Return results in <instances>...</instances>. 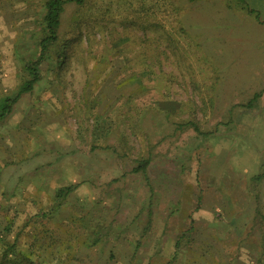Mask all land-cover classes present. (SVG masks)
Instances as JSON below:
<instances>
[{"label": "rangeland", "instance_id": "obj_1", "mask_svg": "<svg viewBox=\"0 0 264 264\" xmlns=\"http://www.w3.org/2000/svg\"><path fill=\"white\" fill-rule=\"evenodd\" d=\"M46 1L0 0V100L30 79ZM194 3L66 4L40 80L0 122L6 260L173 264L178 241L179 264L206 242L209 263L238 264V240L263 248L264 92L240 105L264 91V28ZM191 119L204 135L176 130Z\"/></svg>", "mask_w": 264, "mask_h": 264}, {"label": "trees", "instance_id": "obj_2", "mask_svg": "<svg viewBox=\"0 0 264 264\" xmlns=\"http://www.w3.org/2000/svg\"><path fill=\"white\" fill-rule=\"evenodd\" d=\"M85 0H47L44 4V15L42 18V27L45 32V36L42 37L39 42V54L34 61H30L26 65L29 80L24 82L21 87L16 91L14 96H7L0 100V122L5 120V118L10 114L12 107L18 102L19 98L26 93L32 91L34 85L40 80L39 66L46 59V55L51 47L55 45L58 40V31L61 26V17L65 11V6L68 3H75L76 5H82ZM48 56V55H47ZM57 61L59 63V56L57 55ZM264 91L255 92L246 103L240 106L246 109H252L257 103L258 99L261 97ZM192 129L197 135H204L199 129L198 123L195 120H188L185 122L176 123V130L184 132L186 130ZM210 134V133H207ZM206 134V135H207ZM205 135V136H206ZM120 156V155H119ZM150 164L149 159H140L136 162V166L133 167L132 172L142 173L146 175L147 167ZM71 187L62 189L57 195L61 199L64 198L70 191ZM7 258V251H3L0 254V264H20L21 261H9ZM27 262V264H41L31 261L28 257H24L22 262Z\"/></svg>", "mask_w": 264, "mask_h": 264}, {"label": "crops", "instance_id": "obj_3", "mask_svg": "<svg viewBox=\"0 0 264 264\" xmlns=\"http://www.w3.org/2000/svg\"><path fill=\"white\" fill-rule=\"evenodd\" d=\"M190 1L195 2L194 4H196L198 2L199 4H205L207 6L212 5V7L213 6L219 7L220 5H224V4L226 5L227 3L237 5L239 7V10H240L239 14L240 15L242 14L243 19L254 20V24H257V26L260 28H264V0H190ZM225 8L228 9L227 6H225ZM262 95H263V93H262ZM262 95L258 99L257 103L262 98ZM263 100H264V95H263ZM257 103H256V105H257ZM256 105H255V107H256ZM263 107H264V105H263ZM263 175H264V173H263ZM260 179H264V177L263 178L260 177ZM255 180H257L256 176H255ZM253 207L255 208V205ZM218 226L219 225H216V227H218ZM257 234L259 235V237L257 236L260 240L259 243L263 245V248H261V250L258 253L254 249L255 246L248 245V244L245 245L243 243H246V242H241L240 240L237 239L238 243L234 244L233 248L238 253V255H237L238 264H248L244 260L249 261L250 256L252 257V260H253L252 264H256L255 260L261 261V262H258V264H264V229H263V231H260V229L258 228V230H256L252 235L255 236ZM227 238L223 236V240H222L223 246L220 247L221 250H223V247L228 248V246L224 245L225 244L224 242L227 240ZM202 242L204 244V241H202ZM206 243L204 246L200 245L197 247L196 245H194L193 250L187 249V251H186V248H185L186 252L183 251V253H180V255L183 256L184 261L195 260V261H199V264H211V263H209V261L211 259L204 256V251L207 250V248L205 247ZM169 244H171V246L169 248L167 256L169 257V260L171 261V263L174 259H176L173 262V264H179L178 263V256H177V248H178L179 243H178V241H173V242H169ZM248 246H251V247H248ZM161 250L163 251L164 249H161ZM161 250H160V252H161ZM262 261H263V263H262ZM184 264H187V263L184 262Z\"/></svg>", "mask_w": 264, "mask_h": 264}]
</instances>
